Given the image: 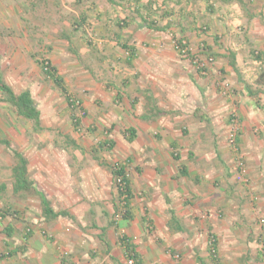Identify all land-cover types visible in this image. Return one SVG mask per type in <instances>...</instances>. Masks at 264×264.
I'll return each instance as SVG.
<instances>
[{"label": "rangeland", "instance_id": "rangeland-1", "mask_svg": "<svg viewBox=\"0 0 264 264\" xmlns=\"http://www.w3.org/2000/svg\"><path fill=\"white\" fill-rule=\"evenodd\" d=\"M143 18L158 28H147ZM122 43L134 47L132 57ZM231 51L240 77L228 64ZM39 61L53 67L61 86L47 77ZM0 73L14 91L29 89L40 112V126L34 128L0 100V137L11 146L0 144V185H6L0 192V208L8 218L15 214L22 222L44 220L60 228L70 218L47 220L34 191H9L12 151L27 158L28 176L51 207L63 211L66 203L75 200L76 204L80 198L95 209L92 216L97 223L109 229L123 219L119 197L103 196L99 188L84 186V181L103 171L105 178L110 173V166L99 164L100 158L111 165L126 162L132 204L141 203L134 215L141 217L144 211L150 220L151 215L159 217L158 194L136 188L138 172L151 169L158 156L180 154L168 140L180 135L188 139L192 134L179 119L180 107L204 114L209 110V124L224 123L236 184L243 182L248 185L244 188L253 189L257 171L264 172V0H0ZM246 86L255 91L253 96ZM91 92L101 96L92 101L93 109H87ZM111 122L115 123L111 138L124 139L119 149L99 146ZM140 123L147 127L140 129ZM91 125L98 129L88 130ZM131 126L138 129L132 142L140 149L136 152H131L132 144H126L124 135ZM241 134L262 139L261 146L256 140V147L247 142L248 149L242 150ZM218 139L211 132L209 147L215 148ZM130 154L137 159L127 161ZM262 221L261 228L264 217ZM73 225L76 228L78 223ZM123 229L116 235L128 237ZM146 230L156 242L157 229L148 225ZM90 237L88 242L96 241ZM261 243L250 247V254L241 260L253 264L256 248L261 251L264 240Z\"/></svg>", "mask_w": 264, "mask_h": 264}, {"label": "crops", "instance_id": "crops-1", "mask_svg": "<svg viewBox=\"0 0 264 264\" xmlns=\"http://www.w3.org/2000/svg\"><path fill=\"white\" fill-rule=\"evenodd\" d=\"M193 90L194 88L191 89L192 93ZM90 94L87 109H93L92 101L101 96L95 92ZM32 97L34 98L33 94ZM194 98L197 99V96ZM220 104L223 106L225 103L221 100ZM190 108L180 107L178 112L180 121H185L192 131L190 138L185 139L182 135L174 140L172 139L176 137L168 138L170 146L177 148L184 158L181 159L179 154V158L175 159L172 153L170 157L158 156L151 169L137 171L140 178L139 183L138 180L135 182L138 183L136 188L139 187L144 194H158V201L162 205L159 217L151 215L150 220L142 209L141 217L134 215L136 207L141 203L134 202L135 207L132 204L134 194L129 177L131 197L128 210L131 218L120 219L118 226L116 223L111 229L104 223H97L92 216L95 209L80 202L79 196H75L76 199L79 198L78 203L75 204L73 200L66 203V207H61L66 215L58 217H70L61 228L51 225L52 223L48 225L44 220L30 219L27 223L20 221L15 214L13 219L5 216L0 221V264H129L125 245L121 237L116 235L121 228H124L126 234H130L124 238L133 247L140 264H246L241 260L242 257L249 253L250 247L258 246V241L262 246L261 240H264V226L261 228L264 217V172L257 171L259 177L253 189L244 188L248 185L243 182L236 184L231 175L233 150L226 141L227 128L224 123L209 124V110L204 114L200 109L196 111ZM114 124L111 122L108 125L105 130L106 139L99 142L100 147L108 146L110 142L113 144L108 147L109 150L124 146V139L115 142L111 138ZM140 126V129H145L147 124L140 123ZM93 129L98 128L88 126V130ZM134 129L138 130L136 127ZM211 132L216 133L219 138L215 148L209 147ZM124 135L128 142L125 141L126 144H132L131 152L140 150L135 149L132 143L138 137L137 131L133 141L127 140L129 134L126 131ZM241 136L238 145L242 150L248 149L247 142L256 147V140L258 146H261L262 139L257 136ZM3 140L7 143L0 144L11 147L7 139L0 137V141ZM251 150L256 153L255 148ZM246 153L249 156V151ZM246 153L243 152L244 155ZM126 159L131 162L137 156L130 154ZM99 164L111 166L101 158ZM122 165L126 169V162ZM182 167H185L188 177L180 173ZM102 174L104 171L89 182L85 180L84 186L99 188L103 196L119 197L111 172L106 178ZM32 182L34 183L33 180ZM102 183L105 185H101ZM10 186L9 191L13 192L12 183ZM108 207L111 208L112 205L109 204ZM52 209L58 211L55 207ZM14 210H19V207L15 206ZM72 217L76 218L75 221ZM75 222L78 223L76 228L73 227ZM148 225L157 229L159 237L155 239L156 242L146 230ZM7 227L12 228L10 236L6 235ZM90 236H94L96 241L88 242L92 238ZM209 236L216 239L214 253L210 252ZM240 248L242 252L237 253ZM65 251H70L68 257L64 256ZM263 258L257 247L253 264H261L260 260Z\"/></svg>", "mask_w": 264, "mask_h": 264}, {"label": "trees", "instance_id": "trees-1", "mask_svg": "<svg viewBox=\"0 0 264 264\" xmlns=\"http://www.w3.org/2000/svg\"><path fill=\"white\" fill-rule=\"evenodd\" d=\"M112 2V0H109ZM143 23L147 28H158L155 27V23L151 22V21H146V19L143 18ZM120 27H123L125 25H127V23L125 24H120ZM162 28H166V27H162ZM65 37H68L67 35H65ZM176 44L181 43L180 40H176ZM182 46V45H181ZM121 47L126 50L128 52V54L132 57L134 54V47L133 46H129L125 43L121 44ZM207 49L209 50V46H207ZM229 66H231V68L233 69V71L240 77V73L238 70V67L236 65V58H235V54L234 52H229ZM40 63V68L42 70H44V73L47 75V77L52 78L57 86H61V80L54 77L53 72H51V69L53 70V67H51V65H48V63L46 61H39ZM240 79V78H239ZM245 90L247 91V93L249 95H254L255 91H253L251 89V87L246 86ZM0 100L4 101L5 103H7V105H9V107H11L13 109V111H15L16 114L20 115L22 118H24L27 121H31L33 124L34 128H38L40 126V112L37 109V106L35 104V101L32 97V94L30 92L29 89H22L20 91H14L13 88L6 83L2 77H1V73H0ZM69 104H74V102H70ZM128 137L127 140L128 141H133L134 138L136 137V131L133 127H129L126 130ZM2 143H7V141H0ZM110 142V141H107ZM113 143H109L108 147H110V145H112ZM103 145V143L101 144ZM13 152V156L15 159V162L13 164V166L11 167V173H10V177L12 180V190L13 193L17 194V193H22V192H30V191H34L40 198V205H41V209H42V214L43 216L47 219V220H52L57 218L60 215H66L65 212L63 211H54L50 205V202L47 200V198L41 193L38 192L35 187H34V183L32 182V180L29 178L28 176V160L27 158L20 152L18 151H12ZM172 156L175 159L179 158V154L177 153H173L172 152ZM182 166V164H181ZM110 172L112 174V177L114 179V181H116L117 184V189H118V194H119V199L121 201V208L123 209L122 212V218L123 219H129L131 217H129L131 214L128 210V207L130 205V197H131V191H130V181H129V177L126 173V169L125 166L122 164H115V165H111L110 166ZM183 176H187L188 177V173L185 169V167H182L181 172H180ZM4 185H0V192L2 190H4ZM3 209L0 208V216L1 218L7 216V213L2 212ZM12 228L7 227L6 228V235L10 236L12 234ZM121 240L123 241V244L125 245L126 251H127V256L128 259H132L133 260V264H140L137 261V256L134 253V249L133 247H130L127 244V239L121 237ZM215 246H216V239L212 236L211 239L209 240V248H210V252L214 253L215 252ZM211 248L214 249V251H211ZM261 256H264V247L261 248Z\"/></svg>", "mask_w": 264, "mask_h": 264}, {"label": "built area", "instance_id": "built-area-1", "mask_svg": "<svg viewBox=\"0 0 264 264\" xmlns=\"http://www.w3.org/2000/svg\"><path fill=\"white\" fill-rule=\"evenodd\" d=\"M176 47H177V46H176ZM181 51H182V52H186V49H183V48H182V49H181ZM230 141L232 142V141H233V139H231ZM239 167L241 168V166H239ZM211 251L213 252V251H214V249H213V248H211ZM128 263H129V264H133V260H132V259H128Z\"/></svg>", "mask_w": 264, "mask_h": 264}]
</instances>
